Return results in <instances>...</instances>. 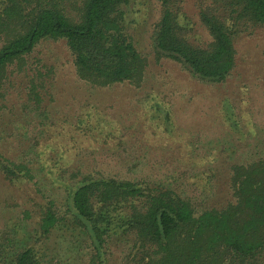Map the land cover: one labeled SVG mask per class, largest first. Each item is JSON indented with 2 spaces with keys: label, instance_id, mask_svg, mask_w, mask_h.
<instances>
[{
  "label": "rangeland",
  "instance_id": "rangeland-1",
  "mask_svg": "<svg viewBox=\"0 0 264 264\" xmlns=\"http://www.w3.org/2000/svg\"><path fill=\"white\" fill-rule=\"evenodd\" d=\"M195 1L183 0L178 19L189 40L203 43L208 34ZM122 8L126 31L146 57L138 86H90L76 76L62 38L39 39L22 68H6L0 160L24 163L33 177L8 179L0 169V244L11 238L1 264L19 245L50 264L85 263L91 248L83 229L60 222L45 235L37 231L47 201L63 203L82 172L145 178L205 207L224 194L228 162L264 150V27L234 36V66L214 82L155 57L157 0H129ZM120 252L113 242L104 264H118Z\"/></svg>",
  "mask_w": 264,
  "mask_h": 264
},
{
  "label": "trees",
  "instance_id": "trees-1",
  "mask_svg": "<svg viewBox=\"0 0 264 264\" xmlns=\"http://www.w3.org/2000/svg\"><path fill=\"white\" fill-rule=\"evenodd\" d=\"M128 1L0 0V86L6 68H22L24 54L44 37L63 39L76 76L90 86H138L146 57L125 28L122 7ZM157 3L155 57H167L214 82L234 66V36L264 27V0H196L208 39L193 42L178 19L183 0ZM34 80L29 82L35 94ZM226 167L224 194L205 207L169 185L87 170L67 189L63 203L47 201L37 231L45 235L60 222L83 229L91 248L84 264H104L115 241L121 246L118 264H264V150ZM0 169L8 179L33 177L22 162L0 160ZM5 240L2 258L11 238ZM7 264L50 263L32 246L19 245Z\"/></svg>",
  "mask_w": 264,
  "mask_h": 264
}]
</instances>
